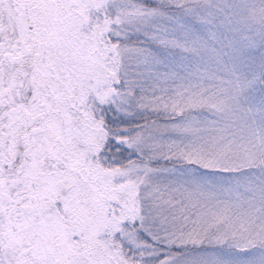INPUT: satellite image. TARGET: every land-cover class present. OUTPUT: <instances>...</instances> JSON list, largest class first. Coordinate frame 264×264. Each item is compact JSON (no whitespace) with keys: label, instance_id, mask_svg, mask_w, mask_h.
Masks as SVG:
<instances>
[{"label":"snow or ice","instance_id":"1","mask_svg":"<svg viewBox=\"0 0 264 264\" xmlns=\"http://www.w3.org/2000/svg\"><path fill=\"white\" fill-rule=\"evenodd\" d=\"M0 264H264V0H0Z\"/></svg>","mask_w":264,"mask_h":264}]
</instances>
